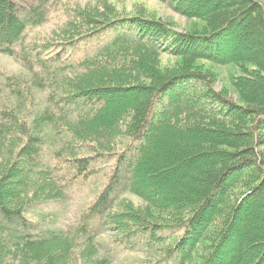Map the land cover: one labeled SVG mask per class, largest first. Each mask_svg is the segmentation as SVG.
<instances>
[{
  "label": "trees",
  "instance_id": "16d2710c",
  "mask_svg": "<svg viewBox=\"0 0 264 264\" xmlns=\"http://www.w3.org/2000/svg\"><path fill=\"white\" fill-rule=\"evenodd\" d=\"M166 1L203 26L175 31L159 20L103 15L94 20V9H75L57 43L68 51L81 41L88 48L73 62L40 57L38 71L16 46L30 25L46 21L44 5L50 0H37L22 14L14 0H0V52L22 58L32 75L28 86L22 78L8 79L17 100L0 109V264H69L71 258L76 264H110L97 241V225L118 233L129 250L154 256L153 264H220L232 232L239 242L229 264H264V5L210 0L213 5L204 10L187 5L189 0ZM239 30L249 32L259 53L216 48ZM161 53L181 56L184 68L161 71ZM233 55L243 66H254L235 82L242 105L215 91L210 75L196 66L199 60L224 63ZM139 72L146 80L125 89L133 94L129 108L108 105L103 92L116 93ZM106 79L119 85L101 91ZM32 89L47 94L35 102ZM98 101L105 106H95ZM216 121L222 126L212 124ZM99 156L115 161L102 191L76 224L45 227L49 216L36 207L66 196L61 163L78 177L91 172ZM167 162L162 175L177 174L180 194L164 200L182 205L157 209V215H167L156 223L154 218H161L139 210L132 198L157 204L138 184L146 173L159 177ZM243 206L253 211L240 230L235 222ZM217 219L221 225L208 239Z\"/></svg>",
  "mask_w": 264,
  "mask_h": 264
},
{
  "label": "rangeland",
  "instance_id": "374dc122",
  "mask_svg": "<svg viewBox=\"0 0 264 264\" xmlns=\"http://www.w3.org/2000/svg\"><path fill=\"white\" fill-rule=\"evenodd\" d=\"M14 1L21 14L24 10L28 11L31 9V7L38 5L37 0ZM261 1L264 5V0ZM187 5H193L197 8L207 10L211 7V5H213V2H210V0H189L187 1ZM44 6L46 21L40 25H30L25 32L23 41L16 46L19 55L23 57L24 55L22 53H24L23 51H25L29 62L38 71H40L38 68V59L40 57L49 59L55 55H59L57 56L59 57V59L57 60L58 62H63L66 59H69L73 62L77 60L78 57H80L81 53L84 51V48L87 47L84 45L83 41H81L77 45L76 50L68 51L67 47L66 50H64L62 46L57 43V41L60 39L57 33L63 30V27L65 26L67 20L72 18V15L74 16L75 9L83 11L88 10L89 12H93L94 9L95 12L98 13L97 15H93L94 20L101 19L103 16L109 18H119L124 16L137 17L145 20H159L167 24L172 30L175 31H193L196 29L198 30L203 26L202 21L183 14L178 9L172 7L171 1L166 0H50V2H48ZM184 6H186L185 3ZM248 33L245 30L236 31V33H232L228 37V40H226L225 44L222 47L217 44L216 48H221L223 49L222 51L229 52L231 54L238 52L239 54L241 53L245 55L255 52L259 53L261 51V47L252 44L251 35ZM26 49L28 53L26 52ZM182 59L183 58L179 55L177 56L174 54L161 53L157 67L161 71H165L167 73L179 70L180 67L184 68ZM240 61L241 60L236 55H233L230 58L228 57V61L224 63H216L210 60H199L196 63V66L200 70H202L203 73H207L208 75H210V77H208V80L213 84V89L215 91L224 92L222 94L228 97V99L237 104H243L240 98L241 95L238 91V88L236 87L235 82L241 76L246 75L245 72H243L244 70L248 68L253 69L254 66H243L241 64L243 62ZM103 70L108 71L107 74L110 72L107 67H105ZM130 73H132V71H130ZM143 73L144 74L142 75L146 76V78L147 76H149L146 72ZM139 74L140 72L134 76V79H129L122 83V88H120V90H116V93L112 94L109 92H103V97L105 98L106 103L110 106L112 105V101L123 104L122 111H126V109H128L129 105L131 104L133 94H131L130 92H126L125 89L129 88V86L131 87V85L140 84L141 82H144L146 80L145 78H142L144 79L142 80L139 77ZM12 78H22L23 82H25L28 86L30 80L32 79V75L31 72L24 66V60L22 58H19L17 56H10L0 52V109L3 106L11 104L13 106L16 103V96L13 93L12 88L8 84V81H10L8 79ZM106 80V82H108L107 87L103 88L101 86H96V88L99 89L101 87V91H108V87L114 86L116 88V86L119 85H116V83H113L112 81H108V79ZM202 89V85L196 84L197 92L202 91ZM45 92L46 91L41 92V90L32 89L31 95H34L35 102H39L42 98H45V95L47 94V92ZM98 105L105 106L101 101H98L95 106ZM158 105L159 104L157 103V106ZM81 107L84 110L89 109L88 105H81ZM206 122L208 123V121ZM212 124L220 127L222 126L223 122L216 121ZM224 124H226V122H224ZM174 130L169 133L175 132ZM100 131L101 130H99V132ZM173 144L175 145L176 143H170V146ZM18 146H20V144ZM220 148L229 149V146L222 145L220 146ZM102 156H99L100 158L98 157L96 159L92 166L91 172L78 177H75L70 171H68L69 169L66 167L68 164L67 162H64L65 165L61 163L62 170L60 171L62 179L64 180L66 186V196L63 199L53 200L48 203L40 202L36 207L38 213L49 216L50 222H45V227H70V225L76 224L80 215L86 211L90 203L97 197L104 186L108 183V179L114 167L115 161L110 156ZM164 164L165 165L160 171L161 173H159L158 175L159 177L154 176V172L152 171L141 175V183L138 184V187L142 191L147 192L151 198H156V200L158 201H156L157 204L153 203L151 205L150 203L146 202V200H144L140 195H135L132 198L134 201L133 204L135 205V207L137 206L139 210L153 213L154 217L156 216L161 218H154L156 219L154 221L156 223H161L158 221L162 220L163 217L167 215L165 214V212H163L161 215H157V209H160L166 204L168 206L177 204L174 201L168 202L164 199L168 197L173 198L175 196H179L180 194V192H178V190L175 188V178L177 174L172 175L167 179L162 175L163 172L167 171L165 168L170 166L171 162H167ZM159 168L160 166H157L156 169ZM177 172H179V170H177ZM164 178L165 180H163ZM183 184L186 185V181ZM231 191L232 195L235 190L232 189ZM229 198L228 200L230 201ZM179 204L182 205V203H178L177 205ZM225 205L226 201L224 202L223 207L220 209L224 211ZM252 211L253 210L249 209L248 207L243 206L238 211V218L235 222V227L241 230L247 220L246 213H251ZM221 221L218 222V219L214 221L212 225L213 228H210L209 230L210 236L207 237L208 239L210 237H214L213 233L219 228V226L221 225ZM96 223L99 224L101 222L97 221ZM96 227L97 231L99 230L97 241L102 243V245L104 246L105 251L103 252L107 253L110 257V264L154 263V256L148 255L144 251H131L128 247H125V245L122 244L121 237L118 235V233L107 231L105 228H100V225H97ZM179 235L180 233L175 234L174 236ZM208 239L205 242L206 244ZM238 242L239 237L234 232H232L231 237H228V240L225 243L226 245L222 247V250L220 252V264H229L231 257L235 253ZM249 253L250 251L248 249L245 254L248 255ZM75 259L76 258H71L69 264H76L78 260L75 262ZM165 264H173V262L171 261Z\"/></svg>",
  "mask_w": 264,
  "mask_h": 264
}]
</instances>
